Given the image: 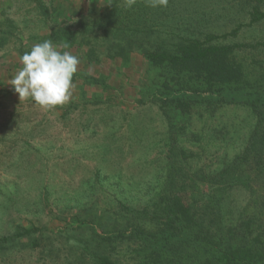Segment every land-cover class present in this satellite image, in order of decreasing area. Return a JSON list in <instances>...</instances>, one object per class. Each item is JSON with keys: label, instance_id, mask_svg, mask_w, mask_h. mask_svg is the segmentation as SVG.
Instances as JSON below:
<instances>
[{"label": "rangeland", "instance_id": "374dc122", "mask_svg": "<svg viewBox=\"0 0 264 264\" xmlns=\"http://www.w3.org/2000/svg\"><path fill=\"white\" fill-rule=\"evenodd\" d=\"M254 7L264 11V0L156 9L145 0H0V264H196L206 239L199 248L192 231L162 225L174 183L221 240L264 247L257 160L245 165L250 188L198 180L235 162L257 126L233 97L245 85L264 89V19L248 25ZM193 39L231 47L242 82L208 98L187 78L164 88L165 71L145 55ZM45 40L81 58L71 99L53 109L10 84L20 57ZM180 99L188 103L176 107Z\"/></svg>", "mask_w": 264, "mask_h": 264}, {"label": "trees", "instance_id": "16d2710c", "mask_svg": "<svg viewBox=\"0 0 264 264\" xmlns=\"http://www.w3.org/2000/svg\"><path fill=\"white\" fill-rule=\"evenodd\" d=\"M264 19V11L259 7H254L251 12V21L249 26L262 21ZM239 26L230 35H236ZM60 32L58 37L60 36ZM229 34L221 36L227 38ZM214 40L219 37H210ZM233 54V49L227 46L210 45L198 39L185 40L177 45L175 50L150 51L145 55V59L152 67L162 69L164 73V88H170L169 81L177 84L182 79H188V83H199L207 86L204 91L206 98L218 95V88H225L233 84H240L244 77L243 66L239 63ZM161 83H159L160 85ZM104 86V85H103ZM250 85L243 88L233 90L234 99L239 102H247L257 116V126L249 138L247 147L241 155L236 158L232 164L224 167L216 174H206L200 172L198 180L203 182L205 186L212 188H223V191L233 189V187L241 186L250 188L252 182L250 176H246L245 165L253 158L257 160V187L264 186V89L250 90ZM177 103V102H176ZM188 102L180 99L176 107H184ZM180 153H175V158H179ZM181 170V169H180ZM174 197L167 199L164 206V218L162 225L166 227V231L170 235L183 233L188 235L192 231L191 238L197 247L208 244L210 250L206 251V256L202 260L196 261V264H264V247L258 248L250 246L247 243L242 244L233 238L228 242L221 240L212 230V224L205 226L202 216L193 217V205L186 202L184 197L178 193L177 189L184 191V187L175 183L172 185ZM264 188V187H263ZM214 200V197L211 198ZM221 200H216V204ZM220 223V220H219ZM221 225H217L220 227ZM212 239H216L218 243L213 244ZM210 240V241H208ZM222 241V242H221ZM107 262L104 260L103 264Z\"/></svg>", "mask_w": 264, "mask_h": 264}, {"label": "clouds", "instance_id": "9594fccd", "mask_svg": "<svg viewBox=\"0 0 264 264\" xmlns=\"http://www.w3.org/2000/svg\"><path fill=\"white\" fill-rule=\"evenodd\" d=\"M137 0H125L132 8ZM169 0H145L147 7L165 8ZM67 45L45 40L32 45L21 57V67L12 75L10 84L20 99L30 98L44 109H53L69 102L73 95V79L81 58L71 51H61Z\"/></svg>", "mask_w": 264, "mask_h": 264}]
</instances>
